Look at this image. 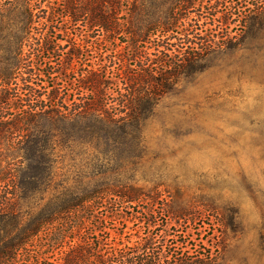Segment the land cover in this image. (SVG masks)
<instances>
[{
    "label": "trees",
    "instance_id": "16d2710c",
    "mask_svg": "<svg viewBox=\"0 0 264 264\" xmlns=\"http://www.w3.org/2000/svg\"><path fill=\"white\" fill-rule=\"evenodd\" d=\"M258 22L264 0H0V264H53L48 253L63 248L57 264H157L159 254L139 252L152 237L110 256L96 235L107 217L123 218L125 202L158 193L99 183L104 173L72 181L58 153L104 140L115 176L136 170L164 88ZM8 156L19 161L2 168ZM114 196L101 218L98 203Z\"/></svg>",
    "mask_w": 264,
    "mask_h": 264
},
{
    "label": "rangeland",
    "instance_id": "374dc122",
    "mask_svg": "<svg viewBox=\"0 0 264 264\" xmlns=\"http://www.w3.org/2000/svg\"><path fill=\"white\" fill-rule=\"evenodd\" d=\"M239 28L238 39L209 55L202 70L164 88L145 121L136 170L115 176L104 140L59 151L57 166L70 180L104 173L99 183L159 195L125 202L116 220L107 215L120 197L98 203L99 216L107 217L96 235L102 253L152 237L150 248L139 252L148 259L159 254L157 264H264V24ZM14 156L4 158L2 168L17 163ZM25 210L30 218L32 210ZM65 249L49 252L48 261L57 264ZM109 264L136 263L117 258Z\"/></svg>",
    "mask_w": 264,
    "mask_h": 264
}]
</instances>
